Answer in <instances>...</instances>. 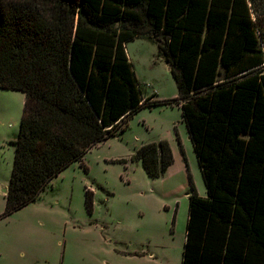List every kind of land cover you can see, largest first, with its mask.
<instances>
[{
  "label": "trees",
  "instance_id": "1",
  "mask_svg": "<svg viewBox=\"0 0 264 264\" xmlns=\"http://www.w3.org/2000/svg\"><path fill=\"white\" fill-rule=\"evenodd\" d=\"M139 39L176 98L144 97L127 54ZM0 89L25 96L1 217L142 109L176 104L206 188L190 183L181 264H264V0H0ZM132 160L152 178L174 163L166 140Z\"/></svg>",
  "mask_w": 264,
  "mask_h": 264
},
{
  "label": "rangeland",
  "instance_id": "2",
  "mask_svg": "<svg viewBox=\"0 0 264 264\" xmlns=\"http://www.w3.org/2000/svg\"><path fill=\"white\" fill-rule=\"evenodd\" d=\"M127 52L145 98L178 96L155 44L134 40ZM24 98L0 89V264H181L190 183L199 196L206 188L180 107L142 109L125 132L67 167L34 202L1 217ZM160 140L170 144L174 163L152 178L132 157L143 144Z\"/></svg>",
  "mask_w": 264,
  "mask_h": 264
},
{
  "label": "crops",
  "instance_id": "3",
  "mask_svg": "<svg viewBox=\"0 0 264 264\" xmlns=\"http://www.w3.org/2000/svg\"><path fill=\"white\" fill-rule=\"evenodd\" d=\"M127 54H128V52H127ZM128 57H129V54H128ZM130 59V58H129ZM131 61V60H130ZM169 68V67H168ZM3 191H5V189H3ZM4 195V194H3ZM5 205V204H4Z\"/></svg>",
  "mask_w": 264,
  "mask_h": 264
}]
</instances>
